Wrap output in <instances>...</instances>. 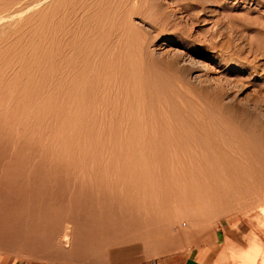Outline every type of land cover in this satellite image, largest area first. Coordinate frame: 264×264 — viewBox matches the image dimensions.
<instances>
[{
    "label": "rangeland",
    "instance_id": "374dc122",
    "mask_svg": "<svg viewBox=\"0 0 264 264\" xmlns=\"http://www.w3.org/2000/svg\"><path fill=\"white\" fill-rule=\"evenodd\" d=\"M263 184L264 0H0V257L248 264Z\"/></svg>",
    "mask_w": 264,
    "mask_h": 264
},
{
    "label": "crops",
    "instance_id": "0c3cea01",
    "mask_svg": "<svg viewBox=\"0 0 264 264\" xmlns=\"http://www.w3.org/2000/svg\"><path fill=\"white\" fill-rule=\"evenodd\" d=\"M248 237V238H247ZM254 233H252L251 235H248L246 237H243L242 241L240 243H238V246H241L240 244H244L245 241H247V247L246 249L244 250H240L239 252H237L236 250L240 249L238 247H231V246H228L226 245L227 243H225V245H223L225 247V251L226 253L222 254L221 257H220V260L218 262V264H221L223 262V260L226 258V254L227 256L229 257V260L232 262V263H235V264H247L242 262V259L241 257L244 256L245 254H248L250 251L253 250L254 248ZM257 240V239H255ZM258 241H255V245H256V248L258 247L257 243ZM263 242V241H262ZM259 248V254H257V258H256V263L260 264L261 261H263V247H258ZM257 248V249H258ZM206 259V258H205ZM0 264H22L20 261H18L17 259H12V258H3V257H0Z\"/></svg>",
    "mask_w": 264,
    "mask_h": 264
},
{
    "label": "bare ground",
    "instance_id": "6f19581e",
    "mask_svg": "<svg viewBox=\"0 0 264 264\" xmlns=\"http://www.w3.org/2000/svg\"><path fill=\"white\" fill-rule=\"evenodd\" d=\"M263 137V136H262ZM257 139V138H256ZM263 143V141H262ZM258 152V151H257ZM261 152V151H260ZM258 155V154H257ZM259 158V157H258ZM259 160V159H258ZM264 185V184H263ZM264 187V186H263ZM238 190V189H237ZM263 191V201H264V190ZM239 200V199H238ZM262 209V208H261ZM257 256L255 255L254 257H252L251 259H249V263L248 264H258L254 261H256ZM263 264H264V208H263Z\"/></svg>",
    "mask_w": 264,
    "mask_h": 264
}]
</instances>
